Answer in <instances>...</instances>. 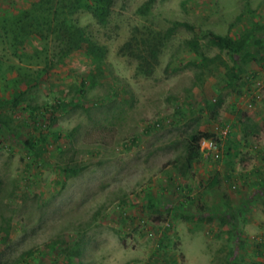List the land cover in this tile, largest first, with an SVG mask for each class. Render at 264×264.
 Segmentation results:
<instances>
[{
	"label": "rangeland",
	"instance_id": "rangeland-1",
	"mask_svg": "<svg viewBox=\"0 0 264 264\" xmlns=\"http://www.w3.org/2000/svg\"><path fill=\"white\" fill-rule=\"evenodd\" d=\"M79 4L0 0V264H264V68L229 81L191 64V32L163 38L264 36V0ZM198 133L219 158L187 167Z\"/></svg>",
	"mask_w": 264,
	"mask_h": 264
},
{
	"label": "trees",
	"instance_id": "trees-1",
	"mask_svg": "<svg viewBox=\"0 0 264 264\" xmlns=\"http://www.w3.org/2000/svg\"><path fill=\"white\" fill-rule=\"evenodd\" d=\"M75 3L78 2L90 8V10L96 14L98 17L102 18L104 16V10L106 9L107 4L110 0H74ZM153 0H148L152 2ZM107 3V4H106ZM79 4V5H80ZM88 4H91L88 5ZM184 28L185 30L192 33L193 37L186 41V46L192 51L199 61H192L191 64L201 69H206L210 65H218L224 70L225 76L229 81L237 79V77L243 72V68L247 64H254L261 68H264V64L261 61H264L262 53L264 52V36L256 33L258 28L255 27V23L251 22L250 26L244 29L239 37L231 38L229 36H219L215 35L210 31H200L186 23L173 22L169 28L166 29L163 38L170 36L177 28ZM204 40V46L206 48H215L219 53H224L227 55V58L231 62V65H228L224 60L220 58L219 55H215L212 58L205 57L200 51V41ZM71 42V40H69ZM74 42V41H73ZM72 43V42H71ZM74 47L76 46L75 42L73 43ZM72 46L70 45L69 49ZM68 49V50H69ZM157 56V50L149 48L147 57H138L140 60L138 70H142V66H146L144 73L149 74L153 65L155 64ZM150 60V61H149ZM230 85V84H229ZM15 104V103H14ZM65 106L62 102H56L51 107V112H58L59 109ZM37 114L42 115V112L39 111ZM159 124V127L162 125L161 121L156 122ZM158 127V128H159ZM149 128V127H148ZM150 128H155L153 122L150 125ZM0 130L6 131V126L4 123L0 122ZM213 138V135L208 133H198L191 135L188 139L186 146V153L184 157V163L187 167L191 166L193 162L198 160V143L201 139H210ZM26 149L28 150L31 158L34 160H39L47 149V144L44 143V139L40 138L35 141H25ZM226 155H229L226 152ZM158 206V205H157ZM160 206V205H159ZM156 207V206H155Z\"/></svg>",
	"mask_w": 264,
	"mask_h": 264
},
{
	"label": "built area",
	"instance_id": "built-area-1",
	"mask_svg": "<svg viewBox=\"0 0 264 264\" xmlns=\"http://www.w3.org/2000/svg\"><path fill=\"white\" fill-rule=\"evenodd\" d=\"M154 121L155 128L159 127V124ZM162 122V121H161ZM220 137H226L228 131L226 129H216ZM220 140V139H219ZM199 158L203 161L217 160L219 158L218 141L210 139H201L198 143Z\"/></svg>",
	"mask_w": 264,
	"mask_h": 264
},
{
	"label": "crops",
	"instance_id": "crops-1",
	"mask_svg": "<svg viewBox=\"0 0 264 264\" xmlns=\"http://www.w3.org/2000/svg\"><path fill=\"white\" fill-rule=\"evenodd\" d=\"M170 262H171V264H174V260L173 259Z\"/></svg>",
	"mask_w": 264,
	"mask_h": 264
}]
</instances>
